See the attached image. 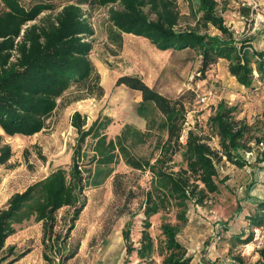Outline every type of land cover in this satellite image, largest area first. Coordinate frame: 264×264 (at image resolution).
Returning a JSON list of instances; mask_svg holds the SVG:
<instances>
[{"label":"rangeland","instance_id":"1","mask_svg":"<svg viewBox=\"0 0 264 264\" xmlns=\"http://www.w3.org/2000/svg\"><path fill=\"white\" fill-rule=\"evenodd\" d=\"M21 1L27 7L36 2L55 6L53 10L42 12L39 15L42 17L48 13L54 16L64 4L78 0ZM216 1L218 13L235 36H249L254 48L263 49L264 0ZM175 4L178 29L193 28L201 33L219 34L213 26L205 27L199 21L198 0H175ZM82 9L94 30L90 56L100 73L105 93L100 99L88 97L75 101L78 92L76 87H71L58 99L56 109L40 132L31 136H9L0 130L3 143L12 149L8 162L0 164V209L7 206L14 193L23 191L53 170L59 167L70 170L73 150L78 144L77 130L71 125L74 111L87 117L85 128L94 120L102 122L96 132L106 134L108 139L116 140L125 125L135 131L125 137L110 176L98 186L84 187L80 196V203L84 205L77 219L72 221V207L59 209L53 235L45 238L46 245L42 225L34 217L15 225V233L6 239L0 251V264L14 260L25 251L27 253L12 264H161L163 223L179 227L178 237L191 257L190 264H237V257L243 264L254 263L260 258L258 250L250 251L246 246L253 236L247 243L244 238L257 225L249 217L264 215L258 205L246 202V198L254 186L249 167L257 162L259 155L264 156V143L256 141L264 133V78L255 71L252 86L244 87L229 73L228 62L222 58L204 75L200 73L201 56L197 51H162L148 39L132 34L123 33L122 44L118 46L108 38L111 27L108 7L83 4ZM126 74L142 77L163 95L181 96L187 113L172 117L162 111H152L150 118L141 116L137 110L140 92L115 84L119 76ZM219 102L234 108L233 116L240 124L249 126L246 139L253 154L249 158L244 156L247 160L244 167L223 158L218 164L219 179L224 176L228 179L218 184V193L210 195L204 205L190 204L183 214L169 196L167 181L171 171L185 166L182 151L176 152L171 169H166L160 162V146L167 140V130L178 123L182 125L180 142L192 129L219 149V139L209 123ZM94 142L95 138L88 136L82 145L85 154L79 162L82 170L94 166L91 159ZM147 191L165 195L167 203L150 218L153 252L150 257L140 259L136 251L128 253V247L140 246ZM126 230L128 240L124 236ZM58 234L61 240L56 242Z\"/></svg>","mask_w":264,"mask_h":264},{"label":"trees","instance_id":"2","mask_svg":"<svg viewBox=\"0 0 264 264\" xmlns=\"http://www.w3.org/2000/svg\"><path fill=\"white\" fill-rule=\"evenodd\" d=\"M0 4V129L9 136H31L44 129L47 118L58 105V99L71 87H76L78 92L75 101L88 97L100 99L104 95L100 73L90 56L94 30L82 9L83 4L108 7L111 24L108 38L113 44L121 46L122 34H132L148 39L162 51H197L201 56L200 73L204 75L214 62L222 58L228 62L229 73L244 87L252 86L254 71L264 78V48H254L249 36L237 38L218 13L216 0H198L199 21L205 27L211 25L218 30L219 34L215 35L193 28L178 29L175 0H78L64 4L54 16L48 13L42 17L39 16L42 12L53 10L55 6L36 2L27 7L21 0H0ZM115 84L140 92L137 110L141 116L150 118L152 111H162L172 117L187 113L181 96L163 95L140 76L121 75ZM234 110L219 102L209 117L210 127L219 139V149L212 147L192 129L180 142L182 125L178 123L167 130V140L160 146V162L166 169H171L173 156L182 151L185 166L171 171L167 181L169 196L183 214L190 204L202 206L210 195L218 193V184L228 179L227 176L219 179L218 164L223 162V158L238 167L247 163L244 151L253 150L246 139L249 126L240 124L233 116ZM86 124L87 117L74 111L71 125L77 130L78 144L73 150L70 170L63 167L53 170L23 191L14 193L7 206L0 209V251L6 239L15 233V225L32 217L42 225L44 243L45 238L53 235L59 209L72 207V221L77 219L84 205L80 203L84 187L98 186L110 176L125 137L135 131L125 125L115 140L96 132L102 122L94 120L85 128ZM88 136L95 138L91 156L94 166L82 170L79 162L85 155L82 145ZM256 141L264 143V133ZM11 156L12 149L3 143L0 134V164L5 165ZM166 203L165 195L146 192L140 246H129L128 253L136 251L140 259L150 257L153 252L150 218L164 209ZM258 207L259 212L264 210V203ZM249 218L254 224L264 223L262 215L254 214ZM161 229L164 235L161 264H190L191 257L178 237L179 227L163 223ZM124 236L129 239L128 230ZM251 238L250 232L244 242ZM55 239L59 242L60 234ZM26 253L6 264H12ZM258 254L260 258L249 264H264V245ZM236 262L243 264L240 257Z\"/></svg>","mask_w":264,"mask_h":264},{"label":"crops","instance_id":"3","mask_svg":"<svg viewBox=\"0 0 264 264\" xmlns=\"http://www.w3.org/2000/svg\"><path fill=\"white\" fill-rule=\"evenodd\" d=\"M262 148L264 149V145ZM249 168L252 171L251 178H254V186L249 196H247L246 202L255 205L262 204L264 203V156L259 155L257 162L251 164Z\"/></svg>","mask_w":264,"mask_h":264},{"label":"built area","instance_id":"4","mask_svg":"<svg viewBox=\"0 0 264 264\" xmlns=\"http://www.w3.org/2000/svg\"><path fill=\"white\" fill-rule=\"evenodd\" d=\"M254 73H256L254 71ZM204 100V98H203ZM253 154L252 150H246L244 151L245 158H249ZM262 213L264 215V210H262ZM252 248L250 251L259 250L264 245V223L262 225H256L252 228Z\"/></svg>","mask_w":264,"mask_h":264},{"label":"bare ground","instance_id":"5","mask_svg":"<svg viewBox=\"0 0 264 264\" xmlns=\"http://www.w3.org/2000/svg\"><path fill=\"white\" fill-rule=\"evenodd\" d=\"M0 130H1V129H0ZM1 132L3 133L2 130H1ZM246 246H247V248H252V244H251V243L247 244Z\"/></svg>","mask_w":264,"mask_h":264}]
</instances>
